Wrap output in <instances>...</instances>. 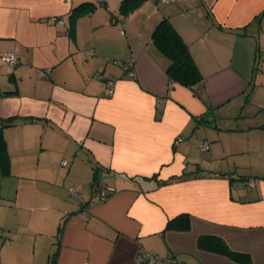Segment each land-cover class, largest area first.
Here are the masks:
<instances>
[{
    "label": "crops",
    "instance_id": "0c3cea01",
    "mask_svg": "<svg viewBox=\"0 0 264 264\" xmlns=\"http://www.w3.org/2000/svg\"><path fill=\"white\" fill-rule=\"evenodd\" d=\"M85 1L0 0V119L16 118L3 130L0 264H48L59 226L56 264H132L140 250L264 264V0H137L127 13L105 0L72 17ZM162 18L201 72L192 88L169 79L151 40ZM256 147L262 171L238 160ZM182 213L189 230L165 229ZM202 235L249 262L199 248Z\"/></svg>",
    "mask_w": 264,
    "mask_h": 264
},
{
    "label": "trees",
    "instance_id": "16d2710c",
    "mask_svg": "<svg viewBox=\"0 0 264 264\" xmlns=\"http://www.w3.org/2000/svg\"><path fill=\"white\" fill-rule=\"evenodd\" d=\"M136 1L137 0L123 1L121 4V10L124 11V13H127L128 4L129 3L132 4V2H136ZM103 4H105V0H101V1L87 0L84 3H82L80 6L76 7L73 10L71 16L73 17L83 14L86 9V6H91V5L98 6ZM151 40L169 59V65L166 69V72L171 81L178 82L183 86L192 88L193 85H195L202 79L201 72L199 71L195 63L187 44L184 42L182 37L172 26L168 18H162L157 23V25L155 26V28L151 33ZM125 63L126 62H124L123 64ZM4 93H11V92H2L0 90V94H4ZM15 120H16L15 117L0 119V167L3 173H6V170L9 167V155L7 152V145L3 136V130L5 127L14 124ZM208 147H209V143H208ZM62 166H66V165H62ZM95 173L96 170H94L93 172V180H92L93 184L97 181ZM97 186L96 187L98 193V188L102 186L99 185ZM189 228H190V218H189V214L187 213H182L169 219L165 226V229L178 230V231H187L189 230ZM61 229L62 226H59L58 232L56 234L57 249L59 246V236ZM198 246L199 248L204 250L226 255L237 262H243V263L249 262L248 255L230 250L228 246L225 244V242L221 238L216 236H210V235L200 236L198 238ZM57 249L49 255L47 260L48 264H56ZM140 251L142 252L144 250H140ZM150 255L160 259V261H157L158 264L177 263V261L173 257L163 258L161 256L154 255L151 253Z\"/></svg>",
    "mask_w": 264,
    "mask_h": 264
},
{
    "label": "built area",
    "instance_id": "2783aa9c",
    "mask_svg": "<svg viewBox=\"0 0 264 264\" xmlns=\"http://www.w3.org/2000/svg\"><path fill=\"white\" fill-rule=\"evenodd\" d=\"M101 1V0H98ZM160 1H170V0H160ZM85 53V52H83ZM1 68L7 72L10 73L18 64L19 60L17 58V56L15 55V53L13 51H6L1 55ZM113 62H115L116 60H112ZM124 66L126 67V69L128 70L129 74L134 76L135 72L132 68V62H127L124 64ZM114 88V81H112L111 79H109V81L107 82V91L108 93H110ZM201 147L204 149L208 148V142L204 141L201 144ZM63 165H66V161L62 162ZM248 186L250 187L251 184H248ZM70 193L72 194V196H74L75 198H77V192L73 189L70 188L69 189ZM109 194V189L107 187H100L98 188V193H97V198L98 200H104L107 195ZM5 242H8L5 239ZM157 261H160V259L155 258L153 256L150 255V253L146 252V251H140L137 253L134 262L132 264H158Z\"/></svg>",
    "mask_w": 264,
    "mask_h": 264
},
{
    "label": "rangeland",
    "instance_id": "374dc122",
    "mask_svg": "<svg viewBox=\"0 0 264 264\" xmlns=\"http://www.w3.org/2000/svg\"><path fill=\"white\" fill-rule=\"evenodd\" d=\"M204 141H206V142H208L207 140H204ZM209 143V142H208ZM199 146L201 147V143L199 144ZM202 148V147H201ZM204 149V148H203ZM206 150V149H205ZM195 153V155H196V152H194ZM242 156H244L243 158H238V160H240L242 163H253L252 165H253V168L252 169H255L256 168V170H258V171H262V169L263 168H261L260 166H261V164H259V162H260V156H261V148L260 147H256L254 150H253V152H252V154H250V155H248L249 157H245V154L244 155H242ZM61 159H64V160H67V161H69V163H70V159L71 158H69V156L68 155H64V156H62L61 157ZM237 160V161H238ZM80 162H84V161H81V160H78L77 161V164H80ZM259 164V165H258ZM263 165V164H262ZM85 166V165H84ZM60 168H61V170L60 171H62V174H60V181H62L63 180V178L65 177V174H66V170L68 169L67 167H61V166H59ZM87 173H89V172H87ZM69 177V179H73L72 178V174H71V176L69 175L68 176ZM78 179V178H77ZM80 179H82V178H80ZM91 179V178H90ZM96 179L99 181L100 180V178L97 176L96 177ZM84 181H87V180H84ZM83 181V182H84ZM90 181V180H89ZM26 182H28V183H25V185L27 186V187H29V188H33V187H36V186H42L41 185V183H38V184H36V185H32V183H30V181L29 180H27ZM80 182H82V181H80ZM82 182V183H83ZM70 183H68V182H66V186H65V188H64V193H65V198L66 199H68V200H73V199H70V196H68V193H67V187H68V185H69ZM71 184H74V182H72ZM24 185V184H23ZM89 185V186H88ZM86 187H89L90 188V184H86ZM53 188V187H52ZM76 190H80V188H75ZM78 190V191H79Z\"/></svg>",
    "mask_w": 264,
    "mask_h": 264
}]
</instances>
